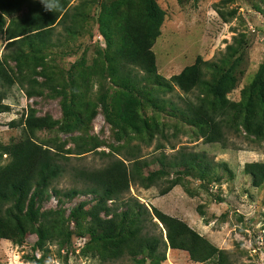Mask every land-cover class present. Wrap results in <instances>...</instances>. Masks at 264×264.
<instances>
[{
	"label": "rangeland",
	"instance_id": "rangeland-1",
	"mask_svg": "<svg viewBox=\"0 0 264 264\" xmlns=\"http://www.w3.org/2000/svg\"><path fill=\"white\" fill-rule=\"evenodd\" d=\"M116 1L94 0L84 4V0H70L69 4L79 3L77 27L72 32H64L60 25H55L50 41L44 44L6 45L2 27L0 64L11 82L7 85L0 80V101L6 105L0 111V146L24 134L21 122L31 107L36 115L47 114L57 121L51 127L35 130L33 138L42 145H58L71 151L77 137H92L96 146L79 154L81 156H71L69 161L72 164L99 166L106 159L104 154L107 152L128 162L126 158L133 154L148 157L158 151L173 152L180 146L203 150L214 161H224L225 166H214L201 177L194 168H189L186 173L181 171V183L174 184L163 194L158 193L155 184L143 187L131 182L123 195L135 197L147 208L153 205L182 219L216 247L226 250V264H264V182L253 184L250 175L242 170L245 161L264 160V138L249 133L236 123V128L226 132L224 147L217 141H204L193 125L171 115L167 104L164 109L156 107L144 95L142 98L136 93L115 96L121 109L132 111L134 123L116 117L114 122L104 118L101 101L110 105L117 87L94 63L105 45L97 19L102 5ZM155 2L163 10L159 33L150 45L155 71L168 77L192 62L196 55L202 59L215 58L226 44L236 43L233 37H237L240 43L236 54L241 53L235 72L236 82L225 92L228 99L237 100L240 88L254 77L257 66L264 60V0ZM19 53L21 57L16 60L15 55ZM23 74L27 78L20 85ZM262 76L264 79V71ZM149 87L158 89L145 83L144 89ZM25 89L31 94L28 95ZM196 94L197 89L186 92L173 84L171 91L157 95L180 105L184 97L194 100ZM64 100L70 110L79 112L83 118L90 115L79 129L65 131L56 128L58 122L72 116L64 113ZM126 100L130 103L127 106ZM139 119L156 123L162 133L148 135V128L139 125ZM12 120L17 122L16 125L9 124ZM6 160L7 156L0 148V165ZM156 167L157 162L150 163L143 172ZM177 169L179 167L169 168L162 178L175 176ZM52 185L63 190L81 183L65 172L52 181ZM89 196L84 193L71 197L61 195L59 202L64 216L71 206ZM57 204L48 187L42 205L57 207ZM65 227L69 232L68 243L47 241L42 249L36 247L34 232H26L19 243L0 237V264H35L33 257H39L41 264H101L88 240L84 220L78 223L70 220ZM216 262V256L193 261L184 250L166 246L164 258L158 264ZM121 264L136 263L126 261ZM144 264H148V259Z\"/></svg>",
	"mask_w": 264,
	"mask_h": 264
},
{
	"label": "trees",
	"instance_id": "trees-1",
	"mask_svg": "<svg viewBox=\"0 0 264 264\" xmlns=\"http://www.w3.org/2000/svg\"><path fill=\"white\" fill-rule=\"evenodd\" d=\"M69 1L52 0L54 7L45 11L39 0H0V30L4 27L5 44L48 43L55 25H60L64 32H72L78 24L79 3L69 4ZM91 1L94 0H84V4ZM162 18L163 10L155 0H117L101 6L97 20L105 45L94 63L117 87L110 105L101 101L104 118L110 122L116 117L134 123L132 111L121 109L116 97L136 93L142 98L144 95L156 107L164 109L167 104L168 112L193 125L204 141H217L224 147L226 132L236 128V123L249 133L264 138V60L257 66L254 77L240 88L237 100L225 96L236 82L235 72L241 53L236 54L240 43L237 37H233L236 43L226 44L217 57L202 59L196 55L178 72L164 77L155 71L150 49ZM15 57L19 60L20 53ZM24 78L27 76L23 74L20 85ZM0 80L7 85L11 82L1 64ZM145 83L158 89L149 87L145 90ZM173 84L186 92L197 89L194 100L184 97L177 105L157 95L171 91ZM26 93L30 95L31 91L27 89ZM129 104L126 100V106ZM5 107L0 101V111ZM62 109L72 116L58 122L56 128L60 130L79 129L90 118V115L83 118L79 112L70 110L65 100ZM238 117L241 119L237 120ZM55 122L47 114L36 115L29 107L21 122L24 134L0 146L7 156L6 162L0 165V237L19 243L26 232H34L36 247L42 249L47 241L68 243L65 223L84 220L88 240L101 264L126 261L144 264L146 259L148 264H158L164 258L166 246L184 250L193 261L216 256L217 264H226V250L216 247L182 219L153 205L147 208L135 197L123 195L131 182L143 187L155 184L158 193L163 194L174 184L181 183V171L186 173L189 168H194L201 177L214 166H225L224 161H214L203 150L180 146L173 152L158 151L148 157L133 154L126 158L128 162L107 152L99 166L72 164L71 156H81L79 154L96 144L86 135L77 137L71 151L35 141L36 129L51 127ZM16 123L9 122L11 126ZM139 125L148 128V135L162 133L156 123L139 119ZM153 162H157L158 167L143 172V168ZM173 167H179L176 175L163 179ZM242 170L250 175L253 184L264 182V160L245 161ZM65 172L81 185L63 190L54 187L52 181ZM48 187L50 194L56 197L57 207L42 205ZM79 193L90 196L71 206L64 216L60 196L71 197ZM33 261L41 264L39 257H33Z\"/></svg>",
	"mask_w": 264,
	"mask_h": 264
},
{
	"label": "clouds",
	"instance_id": "clouds-1",
	"mask_svg": "<svg viewBox=\"0 0 264 264\" xmlns=\"http://www.w3.org/2000/svg\"><path fill=\"white\" fill-rule=\"evenodd\" d=\"M45 11H50L54 7L52 0H39Z\"/></svg>",
	"mask_w": 264,
	"mask_h": 264
},
{
	"label": "water",
	"instance_id": "water-1",
	"mask_svg": "<svg viewBox=\"0 0 264 264\" xmlns=\"http://www.w3.org/2000/svg\"><path fill=\"white\" fill-rule=\"evenodd\" d=\"M153 220L157 221L158 225L161 226L160 222L156 218H154Z\"/></svg>",
	"mask_w": 264,
	"mask_h": 264
}]
</instances>
